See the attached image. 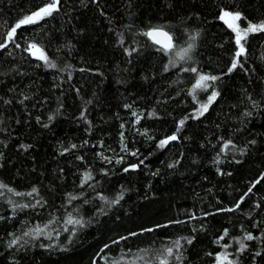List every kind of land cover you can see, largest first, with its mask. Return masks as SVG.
<instances>
[{
	"label": "trees",
	"instance_id": "1",
	"mask_svg": "<svg viewBox=\"0 0 264 264\" xmlns=\"http://www.w3.org/2000/svg\"><path fill=\"white\" fill-rule=\"evenodd\" d=\"M49 2L0 0V183L37 190L0 189V264H159L166 247L169 264H218L224 252L264 264V32L247 35L229 72L238 45L221 19L264 23V0H60L7 41ZM152 28L172 35L170 52L144 35ZM191 67L219 77L195 99ZM37 225L38 238L23 235ZM246 233L258 239L241 253ZM14 235L28 243L9 247Z\"/></svg>",
	"mask_w": 264,
	"mask_h": 264
},
{
	"label": "snow or ice",
	"instance_id": "2",
	"mask_svg": "<svg viewBox=\"0 0 264 264\" xmlns=\"http://www.w3.org/2000/svg\"><path fill=\"white\" fill-rule=\"evenodd\" d=\"M59 3H60V0H50L49 3H47L43 7L39 8V10H37V11L31 13L30 15H27L24 18L20 19L15 24V26L12 27L11 30L7 33V41L8 42H14L17 29L21 28L22 26L29 25V24H35L37 21L44 19L46 16L52 15L53 12L58 10ZM225 18H229V19H225ZM221 19H225V22L228 24V26L230 28H232V30L236 33V44L238 45V51L235 53V59L231 65V67L229 68V72H231L239 64V58L242 55H245L246 50L244 48V44L242 43V41L246 39V37L249 33L264 32V23H260V24L249 23L247 28L241 29L239 27V25L235 23V21H238L240 19V14L239 13L233 14V13L228 12V11H225L223 13V15L221 16ZM144 35L151 38L155 44L160 45V50L164 51L165 53L170 52L173 48L172 36L167 31H164L162 28H152L148 32L144 33ZM196 35H198V33ZM196 35H193L190 37V39L193 42L196 40ZM6 46H7V44H0V48H4ZM19 46H20L19 44H16V47H19ZM193 48H194V43H189L187 48L181 49L179 52L176 53V55L179 57L180 60H185L186 58L191 59V57L189 56V53L192 51ZM26 51H28L31 55L35 56L37 59L43 61L48 67H50V68L56 67L55 63H53L49 60V57L44 52V50L42 48H40L36 43L29 44ZM171 63L174 65L175 61H171ZM183 71H191L192 73L196 74L197 78H196V81H195L193 88H192V94H193L194 99H195V93L198 89L199 90H207L208 87H210V85L208 83L209 81L214 82L217 79H219V77H217V76L200 73L196 67L184 68ZM217 95H218V93L213 91L212 94L208 97V103L200 105V110H199L200 115H203V113L208 110L209 105L216 99ZM28 98L29 97L25 96L23 99L26 100ZM20 102L23 103V100H21ZM252 103H253V106L255 107L256 102L253 101ZM133 115H136V114L133 113ZM245 115H251V113H245ZM49 119H52V117H49ZM136 122L137 123L139 122V117H137ZM179 123L182 126L184 121L181 120ZM169 139L170 140H176L177 137L175 135H173ZM167 143H168V140H163L160 142V146L163 147ZM253 143H255V141H253ZM230 146L233 148L235 147L234 145H232V142L230 140L226 141L223 144L222 151L227 150ZM23 147H25V149H26L29 146H23ZM72 147L75 148L76 146L72 145ZM133 155H135V153H133ZM132 167H136V166H132ZM127 170L128 169H125V171H127ZM91 178L92 177H91L90 173L84 174V182L85 183H87ZM261 179H264V177H261ZM256 183H259V181H256ZM254 186L255 185H253V187ZM0 189H6L8 192H12L14 195H18V196H20V195L31 196L33 193H35L37 191L34 188L32 190V192H29L27 194L18 193V192H14L13 189L8 188V186L4 185L3 183H0ZM249 191H251V189H249ZM2 194L3 193H0V195H2ZM122 198H123V193H121L119 195V197L115 201H113V203H118L119 199H122ZM70 199H76V197H71ZM9 203H11V201H9ZM37 203H39V202L37 201ZM32 206L34 207L35 205H32ZM19 207L27 208V207H29V205L23 204V205H19ZM236 207L237 208L239 207V203L236 205ZM229 210H232V209H229ZM67 223L82 226L81 220L73 219L71 216H69ZM43 231H44V229L41 228L39 225H37L35 228H33L29 231H26L23 235L24 236H35L36 238H38L39 235L43 233ZM149 231H150V229H149ZM132 235H135V233H133ZM224 236H228L227 230H225ZM224 236L220 237V239H223ZM22 239H23V237H17L14 235L13 239L9 241V247H14L17 244H20L21 247H23V244H27L28 241L24 240L23 244H21ZM121 239H127V238L122 237ZM253 239H258V237H254L251 233H246L245 236L241 240L237 241V243L239 244L238 251L241 253L245 251L247 245L243 242L244 240L251 241ZM188 242L190 243L191 241H188ZM114 243H118V241H114ZM174 246L176 248H179L180 247L179 241H175ZM105 247L107 248L108 245H106ZM223 247L227 248L228 245H223ZM173 254H174L173 247H166V248L162 249L161 255L157 257V259L159 260V264H169L168 257H172ZM260 254L261 253H259V252L256 253V255H260ZM139 259L142 260L143 256L139 257ZM175 259L179 260L180 259L179 255H176ZM216 259H217L218 264H235V262L232 259H229V254H227L226 252L220 253L219 255H217ZM130 264H131V262H130Z\"/></svg>",
	"mask_w": 264,
	"mask_h": 264
},
{
	"label": "rangeland",
	"instance_id": "3",
	"mask_svg": "<svg viewBox=\"0 0 264 264\" xmlns=\"http://www.w3.org/2000/svg\"><path fill=\"white\" fill-rule=\"evenodd\" d=\"M224 12H225V11H223V12L221 13V16L223 15ZM228 12H229V11H228ZM231 13H232V12H231ZM233 14H235V13H233ZM225 19H229V18H225ZM225 19H222V20L225 22ZM240 19H241V15H240ZM240 19H239L238 21H235V23L238 24L239 27H240L241 29H245V28H247V26H244V25L241 23ZM225 23H226V22H225Z\"/></svg>",
	"mask_w": 264,
	"mask_h": 264
},
{
	"label": "water",
	"instance_id": "4",
	"mask_svg": "<svg viewBox=\"0 0 264 264\" xmlns=\"http://www.w3.org/2000/svg\"><path fill=\"white\" fill-rule=\"evenodd\" d=\"M164 30V29H163ZM164 31H166V30H164ZM169 33V32H168ZM170 34V33H169ZM171 35V34H170ZM172 36V35H171ZM173 38V37H172ZM174 43V40L172 39V44Z\"/></svg>",
	"mask_w": 264,
	"mask_h": 264
}]
</instances>
